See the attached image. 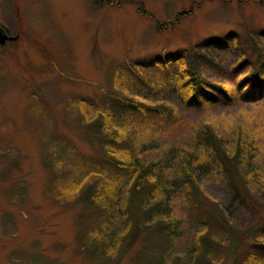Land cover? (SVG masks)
Wrapping results in <instances>:
<instances>
[{
  "label": "rangeland",
  "instance_id": "1",
  "mask_svg": "<svg viewBox=\"0 0 264 264\" xmlns=\"http://www.w3.org/2000/svg\"><path fill=\"white\" fill-rule=\"evenodd\" d=\"M91 1L0 0V25L16 35L0 43V264H50L54 259L51 264H197L191 246L196 230L204 229V224H229L238 236L255 224L252 209L234 197L226 174L199 165L200 159L208 158L200 136L206 124L232 142L253 136L260 150L251 162L250 172L255 174L251 178L255 181L263 174L264 86L261 93L246 97L238 84L253 70L254 59L242 60L240 46L246 45L248 35L264 29V0H99L94 10ZM228 33L237 38L223 39ZM206 39L200 46L204 54L200 71L225 90L208 85L209 100L196 103L187 101L180 73L169 79L170 85L156 82L164 74L157 56L184 58ZM258 41L264 45V38ZM126 62L154 85L133 78ZM118 64L125 76L118 84L126 94L166 107L139 116L121 109L120 126L135 135L143 158L159 157L162 165H169L165 188L171 195L170 215L178 220L177 232L161 237L154 224H141L129 244L117 240L105 254H98L95 240L82 243L80 239L77 219L93 221L88 207L80 200H56L49 185L57 176L56 188L61 190L62 183L69 186V176L70 186H79L89 172L103 183L118 182L111 226L129 223L126 173L101 157L98 144L84 135L83 113L69 105L74 96L97 105L103 98L97 83L110 87L109 69ZM56 65L67 75H61ZM178 67L174 71H180ZM71 73L92 81L73 79ZM90 111L94 112L92 105ZM181 160L191 163L204 201L210 206L217 202V212L207 206L216 223L203 222L200 208L204 205L196 208L190 190L183 189L187 184L175 183ZM251 188L259 210L264 211V187L253 183ZM82 226L96 228L95 224ZM219 234L216 227L210 231L211 237ZM228 237L215 244L220 256L225 257L229 233ZM160 257L163 263H158ZM250 261L264 264V256Z\"/></svg>",
  "mask_w": 264,
  "mask_h": 264
},
{
  "label": "trees",
  "instance_id": "2",
  "mask_svg": "<svg viewBox=\"0 0 264 264\" xmlns=\"http://www.w3.org/2000/svg\"><path fill=\"white\" fill-rule=\"evenodd\" d=\"M98 3L99 0L89 2L90 9L94 10ZM233 37L237 38L235 33H228L223 36V39L226 40ZM262 38H264V29L248 35L244 38L246 45L243 46L242 44L240 46L242 49L240 52L241 56H243L242 60L247 61L250 57L254 59L252 62L253 70L244 74L238 84L240 90L245 89L246 97L261 93L264 86V45L260 41L257 42V40ZM207 40L209 39L201 41L196 51L190 50L184 58H181V55L178 54L169 57L157 56L156 62L159 68L164 71V74L162 72V79L159 78L156 82L170 85L172 80L169 81V79L176 72L180 73L183 76L184 85L182 84V88L187 96V101L196 103L202 99L209 100L211 92L208 85L216 89L225 90L222 84L205 78L200 71V58L204 55L200 46L207 43ZM213 40L215 44L223 45V42L219 41L220 39ZM175 63L177 64L174 65ZM178 66H181L180 71H174L179 68ZM55 67L61 75H67L65 70L57 65ZM126 67L132 77L134 76L138 80L144 81L149 87L154 85L155 82L152 79L143 76L138 70L131 69L133 67L130 63L126 62ZM70 76L73 79L92 81L72 73ZM107 77L110 87L96 82L102 89L103 94V98L99 99L97 105L82 96L72 97L69 105L79 115L80 112L83 113L84 117H81V122L87 125L84 135L89 141H94L98 144L99 147L97 148L101 157L111 167L126 173L125 176L129 183L125 188V212L129 223L125 224L121 221L120 224L122 225L115 229L111 226V224H114L112 220L113 206L119 198L120 185H118V182L105 181L103 183L100 179L93 178L94 172H89L83 177L79 186H70V181L73 179L69 176L67 177L69 186H65L62 183L61 190L56 188V186H59L57 176L55 177L56 179L51 181L52 186L50 187L49 185V191L55 193L56 200L63 202L80 200L88 207V209L86 208L88 215L92 217L93 221L77 219V223L81 224L82 233L80 239L82 243H87L90 239L91 241L95 240L94 242L98 243H95L97 246L95 252L98 254H105L107 248L117 245V240L119 244L121 241L130 243L142 229L143 224L145 227L147 225L153 226L154 224L157 229V236L175 234L178 221L170 215L168 201L171 195L170 191L165 188L166 170L169 165H162L159 157L154 159L143 158L135 141V135L124 132L122 129L124 127L120 126L123 118L121 109L136 113V116H139V114L145 115L155 110L164 111L166 107L164 104H150V102L145 101L143 98L140 99L136 95L126 94L118 84L125 78L121 64L111 67ZM91 105L94 112L90 111ZM125 114L130 113L125 112ZM200 142L203 148L208 150V158L206 160L200 159L199 165L204 168L218 169L226 174L234 191V197L240 203L252 209L255 216V224L249 225L245 232H241L239 236L234 231H231L229 224H204V229L201 228L195 232L191 255H193L197 264H212L214 257L218 259L214 264H252L249 263V260L253 262L256 256H264V211L259 210L261 208L258 207L260 203L252 196L253 191L251 188L253 183L259 187H264V172L262 175H257L254 178L255 181L251 178L255 175L254 172H250L252 168L251 162L258 156L260 147L254 142L253 136L236 138L232 142L227 134L218 132L210 124H206L204 135L200 136ZM171 150H174V147ZM242 164L245 166L243 170ZM178 165L179 176L175 183L187 184L183 189L190 190V197L194 205L197 206L196 208L204 205V208H200V213L205 214L201 217L203 222L216 223L215 216L208 213L207 206L210 207V210L217 212V202H213L212 206H210L209 202L204 201L201 187L196 182L189 161L181 160ZM90 224H95L96 228L88 229L87 227L85 229L82 226H89ZM206 226L208 227L207 229ZM213 227H216L220 233L216 237H211L210 235ZM114 230L117 233L116 237ZM129 232L130 235L128 234ZM228 233L231 241H229L225 257L224 255L220 256V248L215 244L219 243L220 237L229 239ZM85 237L89 239L84 241ZM212 243H214L213 246ZM244 249L243 255H239L241 250ZM223 258L225 259L223 260ZM53 262H56V260H49L50 264ZM158 263H163L162 257H160Z\"/></svg>",
  "mask_w": 264,
  "mask_h": 264
},
{
  "label": "water",
  "instance_id": "3",
  "mask_svg": "<svg viewBox=\"0 0 264 264\" xmlns=\"http://www.w3.org/2000/svg\"><path fill=\"white\" fill-rule=\"evenodd\" d=\"M16 35L8 34L3 26L0 25V43H3L6 41V39H12L15 38Z\"/></svg>",
  "mask_w": 264,
  "mask_h": 264
},
{
  "label": "flooded vegetation",
  "instance_id": "4",
  "mask_svg": "<svg viewBox=\"0 0 264 264\" xmlns=\"http://www.w3.org/2000/svg\"><path fill=\"white\" fill-rule=\"evenodd\" d=\"M7 33H9V32H7Z\"/></svg>",
  "mask_w": 264,
  "mask_h": 264
}]
</instances>
